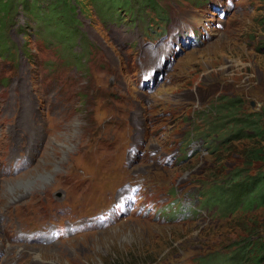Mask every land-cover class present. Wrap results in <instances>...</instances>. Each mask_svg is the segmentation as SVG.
<instances>
[{
    "label": "rangeland",
    "instance_id": "1",
    "mask_svg": "<svg viewBox=\"0 0 264 264\" xmlns=\"http://www.w3.org/2000/svg\"><path fill=\"white\" fill-rule=\"evenodd\" d=\"M162 5L167 34L150 39L141 20L101 22L92 6H78L87 38L80 66L70 48L77 64L66 66L36 39L39 22L22 9L13 33L24 31L32 49L0 58V264H198L211 250L233 251L247 224L264 222V208L243 217L225 197L222 223L212 212L182 217L198 205L183 183L200 175L207 146L223 139L230 148L224 187L232 171H263L242 162L257 136L227 140L230 125L209 133L206 121L221 100L239 99L234 109L251 115L264 110V0ZM150 73L153 86L143 80ZM181 134L196 156L183 165ZM133 190L135 203L123 208Z\"/></svg>",
    "mask_w": 264,
    "mask_h": 264
},
{
    "label": "trees",
    "instance_id": "2",
    "mask_svg": "<svg viewBox=\"0 0 264 264\" xmlns=\"http://www.w3.org/2000/svg\"><path fill=\"white\" fill-rule=\"evenodd\" d=\"M42 1V0H41ZM0 0V58L12 60L20 58L22 54L28 55L32 48L28 46L27 41L23 42V36L26 37L24 31L22 37L14 36L16 19L23 13L33 14L39 22V28L35 32V38H39L48 47L53 49V54L64 62L67 59L73 60L72 55H68L65 51L70 48L74 54L82 58L84 56L77 53L78 48L87 38L85 33L79 28V20L77 19V7L92 6L97 11V16L101 22H112L122 24L125 19L130 22L141 20L143 29L146 31V38L162 37L167 34L168 12L162 5L163 0ZM54 17V18H53ZM126 20V21H127ZM50 33L51 37L47 34ZM159 37V38H160ZM23 42L24 46H19ZM78 56V57H79ZM68 63V62H67ZM239 99H229L225 103L221 100L220 104L212 106L211 114L206 121L207 130L216 133L222 128L230 125L233 130L226 138L227 140H241L247 138L253 140L252 136L258 137V147L245 150L246 160L244 166L261 163L263 171L255 175H250L248 169L244 167L239 172H230L233 178L229 179V184L223 186V156L228 153L230 148L223 149V139L214 146H207L209 156H203L205 164L200 172L189 179V182L183 183V191L188 190L190 186H194L188 194L196 199L197 207L206 212H212L216 215V221L223 222V197L227 200V207L234 210L243 208V217L252 208H264V110L259 115L247 114L245 110L241 112L234 109ZM207 133L205 136H208ZM190 136V133L189 135ZM186 137H181L176 145L180 146L178 151H182L177 162L180 164L188 163L196 158L195 153L187 152L182 146L187 141ZM180 141V142H179ZM179 142V143H178ZM245 142V141H244ZM247 143H241L239 146L245 147ZM240 156L241 153L239 154ZM249 159V160H248ZM178 165V166H179ZM164 167H160V171L164 172ZM228 175V176H229ZM162 184L163 179L160 180ZM149 189L147 183H145ZM228 195V198H227ZM177 200V199H176ZM180 200L178 199V203ZM199 209L191 210L187 207V211L198 214ZM176 218V210H172ZM244 236L241 241H236L235 249L223 255V252L211 250L205 256H200L198 264H263L264 263V222L259 224H247L244 229ZM263 234V235H260ZM223 235V232H222ZM257 236L256 239L251 237Z\"/></svg>",
    "mask_w": 264,
    "mask_h": 264
},
{
    "label": "clouds",
    "instance_id": "3",
    "mask_svg": "<svg viewBox=\"0 0 264 264\" xmlns=\"http://www.w3.org/2000/svg\"><path fill=\"white\" fill-rule=\"evenodd\" d=\"M181 137H183V135L181 134ZM170 147V146H169ZM204 150H207V149H204ZM187 207H189V206H184V211H183V213H182V217H184V218H189L190 216H192V215H194V212L193 211H191V213L189 212V211H187ZM195 209H199L198 207H194L193 209H191V210H195ZM200 213H203L204 215L206 214V211H204V210H200L199 209V212H198V214H200ZM197 214V215H198Z\"/></svg>",
    "mask_w": 264,
    "mask_h": 264
},
{
    "label": "flooded vegetation",
    "instance_id": "4",
    "mask_svg": "<svg viewBox=\"0 0 264 264\" xmlns=\"http://www.w3.org/2000/svg\"><path fill=\"white\" fill-rule=\"evenodd\" d=\"M137 153H138V151H137ZM140 153H141V154H143V152H142V151H141Z\"/></svg>",
    "mask_w": 264,
    "mask_h": 264
},
{
    "label": "bare ground",
    "instance_id": "5",
    "mask_svg": "<svg viewBox=\"0 0 264 264\" xmlns=\"http://www.w3.org/2000/svg\"><path fill=\"white\" fill-rule=\"evenodd\" d=\"M14 187V186H13ZM38 250V249H37Z\"/></svg>",
    "mask_w": 264,
    "mask_h": 264
}]
</instances>
